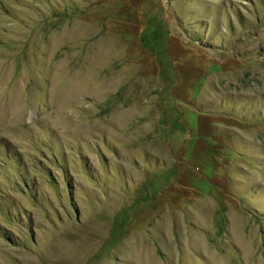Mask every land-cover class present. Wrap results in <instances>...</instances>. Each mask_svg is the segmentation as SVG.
Masks as SVG:
<instances>
[{"label":"rangeland","instance_id":"obj_1","mask_svg":"<svg viewBox=\"0 0 264 264\" xmlns=\"http://www.w3.org/2000/svg\"><path fill=\"white\" fill-rule=\"evenodd\" d=\"M0 264H264V0H0Z\"/></svg>","mask_w":264,"mask_h":264}]
</instances>
